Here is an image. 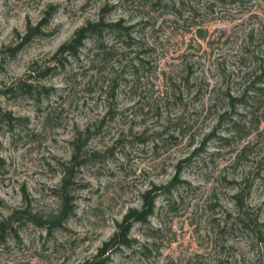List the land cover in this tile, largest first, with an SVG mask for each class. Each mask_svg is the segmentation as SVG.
<instances>
[{
	"label": "rangeland",
	"instance_id": "rangeland-1",
	"mask_svg": "<svg viewBox=\"0 0 264 264\" xmlns=\"http://www.w3.org/2000/svg\"><path fill=\"white\" fill-rule=\"evenodd\" d=\"M99 19L123 36L52 63ZM73 142L72 212L49 232L13 220L0 264H85L167 184L100 263L264 264V0H0V222L51 221Z\"/></svg>",
	"mask_w": 264,
	"mask_h": 264
},
{
	"label": "trees",
	"instance_id": "trees-1",
	"mask_svg": "<svg viewBox=\"0 0 264 264\" xmlns=\"http://www.w3.org/2000/svg\"><path fill=\"white\" fill-rule=\"evenodd\" d=\"M46 14H48L46 12ZM49 16L44 17L41 19L38 23H36L33 27H28L25 34L19 37V42L14 46V51H17L28 43L30 39L33 36L39 35L41 32V29L45 22H47ZM125 28L121 27L120 22H107L105 23L103 19H99L94 22H86L79 28H77L69 40L64 42L60 45V47L53 53L51 57L52 63L62 66V61L67 57H72L77 59L79 51L84 47V43L87 40L90 41H100L102 32L104 30H107L109 32H112L113 34L119 36L122 35ZM123 36V35H122ZM18 37V35H17ZM53 66H48L43 68L42 70L37 69L35 66H31V70L37 71V74H40L42 76H45L52 71ZM31 84L26 83V81H19L18 84H16L13 88H6V91H13V89H17L20 91L30 92L31 91ZM77 143V141H75ZM75 147V154L71 158V165L67 166L65 168L64 174L61 178L60 184L58 189L56 188V193L59 196L60 199V205L58 207V210L54 214L50 215V222H43L41 219V216L38 214L34 215L31 214L28 210L22 211H13L8 217L5 219H2L0 222V237L3 236V233L6 231V229L11 228V224L13 220H18L20 218H24L25 214H27V217L31 220L32 223H34L35 226H38L40 228H44L45 230L52 231L57 227V225H60L62 221L72 212V204L69 196V188L72 184V169L74 164L78 161V157L80 155V152L82 151V147L74 144ZM1 164V160H0ZM170 183V182H169ZM173 184V182H172ZM170 184H167L165 186L156 187L153 186V188L146 190L141 195L142 205L139 209L132 208L129 209L128 212L123 216L121 222L117 223L115 227V231L112 234V236L108 239V241L104 242L102 246L98 249V253L93 256V258L89 261H87L85 264H102L100 263L101 256L105 254V252L108 251L110 248H119V247H125L129 248L131 245V239L129 238V231L134 223H140V224H147L148 219L152 216L154 212V201L157 195L162 191L169 192L170 191ZM0 204H2L0 202Z\"/></svg>",
	"mask_w": 264,
	"mask_h": 264
}]
</instances>
